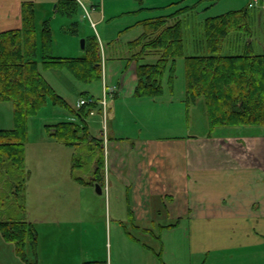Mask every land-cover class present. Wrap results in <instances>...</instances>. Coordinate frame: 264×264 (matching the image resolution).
Wrapping results in <instances>:
<instances>
[{
    "label": "crops",
    "instance_id": "1",
    "mask_svg": "<svg viewBox=\"0 0 264 264\" xmlns=\"http://www.w3.org/2000/svg\"><path fill=\"white\" fill-rule=\"evenodd\" d=\"M83 1L88 2V6ZM241 1L249 5L260 4L262 27L257 36L261 53L257 54H264V0ZM59 2L60 0H0V32L22 27L23 4L33 3L36 23L43 16V24L50 21L47 18L48 10L54 5L57 11ZM179 2L181 1L168 0L167 3H160L155 0L152 4H128L126 7L113 8L112 4H103V0L102 4H99V0H73L69 7L74 11L81 7L94 28L122 17L126 26L122 30L131 29L138 35L144 32L143 21L162 17L150 16L157 14L154 12L156 9ZM254 38L250 41L253 44ZM112 40L113 37L105 34L100 42L111 45L110 54L116 55ZM133 52L129 47L124 54L128 68L122 71L118 83L112 84L110 88L113 100L111 113H115L112 121H123L125 125L130 122L133 125L130 128L133 129L132 132L113 130L107 141L109 157L105 160L103 182L111 189L110 180L113 176L117 188L126 196V209H132L131 218L129 216V219L115 221V261L120 264L126 256L124 250L128 247L138 264L139 260L143 264H153L155 257L166 264L163 254L167 252L168 246L155 232L158 230L163 236V233L180 230L184 232L180 245L186 248L188 246L192 253L231 250L235 252L233 264H244L246 261L241 262V257L247 256L246 251L264 248V129L258 126L221 127L215 129L210 136L205 100L201 102L199 99L196 104L188 106L186 84L184 88L180 84L177 89L175 81L172 87L167 84L160 98H136V63L129 65ZM53 75L58 77L60 83L72 88L74 93L80 94V86L73 84L68 73L53 71ZM104 86V95L108 97V86ZM107 97L104 100L105 111L108 108ZM95 110L101 114L103 108L100 103H97ZM121 112L125 115L122 116ZM136 112L150 126L162 128L163 131L151 136H143L140 129L138 133L134 132L137 126L134 119ZM2 115L0 114V121H5L6 116ZM177 117L182 119L180 126L173 123ZM1 129L12 128L0 125ZM88 129L90 132L89 124ZM58 144L52 143L50 139L45 145L41 144L44 158L42 168H46L47 172L38 174L37 178H33L31 172L27 185L26 217L35 225L38 234L37 264H72L70 258L61 257L71 256L70 252L61 253V245L52 247L56 246L55 231L66 228L75 233L73 227H84L90 222L88 218L91 211L83 213L70 208L71 198L67 197L69 194L65 195L63 201L56 198L59 196L60 181H68L73 186V191L77 189L76 181L70 180L69 176L75 153L71 157V152L68 154L61 150ZM27 147L26 163L29 157ZM68 157H71V166L69 164L67 169ZM60 174L64 177L60 178ZM54 175H57L58 184L54 185L56 188H51L50 181ZM91 178L89 176V180ZM130 231L138 235H128L131 234ZM83 232L86 231H81L79 244L82 257L73 264L97 261L89 258L90 255L86 253ZM1 239L0 264H27L17 255L14 244L6 242L2 237ZM111 241L112 236L108 252L109 264H114ZM178 259L182 260L181 254ZM105 262L108 264L107 259Z\"/></svg>",
    "mask_w": 264,
    "mask_h": 264
},
{
    "label": "trees",
    "instance_id": "2",
    "mask_svg": "<svg viewBox=\"0 0 264 264\" xmlns=\"http://www.w3.org/2000/svg\"><path fill=\"white\" fill-rule=\"evenodd\" d=\"M72 2L60 0L57 11L73 13L74 10L69 7ZM256 9V5L250 4L244 10L207 18L204 23V53L185 57L186 103L191 106L201 98L205 100L210 136L221 127L258 126L264 129V54L254 53L253 43H247L248 38L255 36L253 23L258 24L260 29L262 27V13ZM22 11L23 25L20 29L0 32V103H13L15 122L14 128L0 130V232L6 242L15 245L22 261L37 264L29 262L26 252L28 244L35 252L38 245L36 227L26 217L27 185L31 177L26 163L30 117L38 114L48 100L67 107L80 121L46 126L48 138L86 153L85 156L76 153L72 159V175L78 183H98L102 187L105 171L104 140L91 137L86 121L96 105L77 111L70 107L46 80L40 65L45 71L66 72L85 84L101 81L103 74L99 43L95 37L87 46L85 57H56L52 55L50 21L42 24L38 36L33 3L23 4ZM142 27L144 32L141 37L129 44L134 51L130 64L136 63L134 95L139 99H157L164 94L163 77L168 66V85L172 87L176 60L184 56L183 25L179 14H174L145 20ZM230 38L238 47L242 46V52L222 54ZM149 55L157 56V61L140 63ZM81 96L89 98L88 93ZM92 163L96 165L93 171ZM78 168L87 171L91 180L87 182L75 176L73 173Z\"/></svg>",
    "mask_w": 264,
    "mask_h": 264
},
{
    "label": "rangeland",
    "instance_id": "3",
    "mask_svg": "<svg viewBox=\"0 0 264 264\" xmlns=\"http://www.w3.org/2000/svg\"><path fill=\"white\" fill-rule=\"evenodd\" d=\"M152 1L155 0H103V4H112L113 8H121L126 7L128 4H152ZM160 3L165 2L167 3L168 0H157ZM170 1V0H169ZM181 2L177 3L176 5H168V7L162 9H156L154 11L157 14H151L150 16H171V15H178L183 25L184 30V56L177 58L176 60V67H175V78L173 79L176 82V88L178 89L181 86L183 88L186 84V74H185V57L191 55H197L204 53L202 49L206 48L205 37H204V23L207 18L210 17H217L220 15L227 14L232 11H240L244 10L248 7L249 4H244V1L241 0H180ZM88 6V2L83 1ZM99 4H102V0H99ZM158 5V4H154ZM256 5L258 10L260 8V4H253ZM143 7V6H142ZM145 7V6H144ZM261 10V9H259ZM47 14L49 16L50 26L53 34V48H52V55L56 57H63V58H82L85 57L87 53V46L93 40V37L97 39L99 43V53L102 61V74L103 79L101 81L94 80L91 83H81L73 79L71 80L73 84L76 86H80V94H76L73 92L72 88L65 86L60 83L58 77L53 75L54 70H46L42 68L40 65V71L46 78V80L55 88L56 92L63 96L66 99L68 105L78 110L77 104L82 97L81 94L88 93L89 98H95L97 103L107 97L104 95V84L108 86L107 92L108 97L107 101V111L106 115L105 112H101L98 114V111H94V115H88L86 117V121L90 127V134L91 137L95 139L104 140L103 144V152L105 160L109 157V146L107 145V139L110 137L111 132L114 130H118L119 132L125 133L123 131L132 132L133 125L129 122L125 125L123 121H112V116H115V113H111L113 103H112V92L111 87L112 84H117L118 81L121 79L122 71L125 68H128V61L125 60L124 54L128 50V46L130 42L137 40L141 37V34H136V31L130 29V31L122 30L125 24L124 21L121 19L122 17L118 18L117 20H112L110 23H106L101 26H97V28L92 27L91 22L84 14L82 8L80 7L77 11H74L70 14L62 13L61 11H55L54 5L52 8L48 10ZM44 14V12H42ZM46 18V19H47ZM44 17L42 16L41 19H38L37 23V31L38 36L41 34L42 30V21ZM175 20L171 21L170 23L173 24ZM253 23V21H252ZM258 25V24H257ZM253 23V28L255 30V42L253 44V51L254 53H261L260 52V45L258 34L260 32V26H257ZM122 30L120 33L119 31ZM109 37H113L112 45L115 47V54L112 55L110 52L112 49L105 42H100L101 37L104 35ZM137 35V36H136ZM83 41L85 47L83 48ZM104 41V40H103ZM252 41V38L247 39V43ZM252 43V42H250ZM104 47H108L105 49ZM242 52V46L238 47L235 44V40L230 38L226 43L223 55H232L236 53ZM131 58V56H130ZM129 58V59H130ZM158 57L154 55L146 56L143 61L140 63H155ZM130 64V60H129ZM170 65L167 68L166 73L163 77L164 82V89L166 90L167 84L170 75ZM69 76V74H68ZM106 92V91H105ZM106 96V97H105ZM102 100V101H103ZM204 99H200L203 102ZM205 102V101H204ZM0 114L4 117L6 116L5 121H0V125L3 126H10L13 128L15 126L14 122V105L11 102L0 103ZM122 116L125 114L121 112ZM124 114V115H123ZM119 116V115H118ZM135 121L137 122V126L134 132L138 133L139 129L143 133V136L158 134L162 130V128H154L149 125V123L136 112L134 116ZM176 120L173 122L176 126H180L183 122L180 118H175ZM76 120V121H74ZM77 117L73 115V113L64 106L54 104L51 100H48L46 106H44L38 114L35 116L30 117L28 121V142H27V149H28V169H30L33 174V178H37L38 174L46 173V168H42V162L44 158L42 156V150L40 149L41 144L48 143V135L46 133L45 127L48 125L58 124L64 121H74L79 122ZM11 121V125H10ZM148 123V126L146 124ZM92 128V129H91ZM44 137V138H43ZM164 137V136H161ZM45 139L46 141H43ZM109 140V139H108ZM52 143H57L50 139ZM60 144V143H59ZM58 146L61 150L67 152H71V157L75 153H82L81 155H86L81 149L76 151L74 148L66 147L62 144ZM107 145V149H106ZM69 148V149H68ZM69 150V151H68ZM71 157L67 159V169L68 165L71 166ZM93 162V161H92ZM89 166V165H88ZM87 166V167H88ZM95 164L92 163L91 170L95 168ZM77 177L84 178L87 182L89 181L88 172L82 168H78L73 173ZM91 174V173H90ZM68 172L66 173V176ZM92 175V174H91ZM69 176L73 178L71 167L69 168ZM60 178H63L64 175H59ZM108 177V173H107ZM75 182V180L71 179ZM112 185L111 189L104 184L102 188V194H99L96 190V183L95 185H85L81 183H77V189L73 191V186L68 183V181L61 182L59 184V196L57 195L56 198L63 201L65 199V195L69 194L67 197L71 198L69 202L71 209H78L80 212H87L91 211V216L88 218L90 222L87 223L86 226L81 227L78 226L77 228L73 227L75 233L72 232L71 229H57L55 231V244L57 247L61 245V253H69L71 256H61L70 258L72 261L71 263H76L78 260L81 259L82 253L80 252L81 247L80 244V233L81 231L84 234V244L86 253L89 258L103 261L107 259L109 264V242L110 236H112V245H113V255H114V264L118 262L115 261V244H116V229L115 225L118 219H129L131 218L132 209H126L127 201L126 196L123 191L117 188V182L113 180V176H111ZM106 183V182H105ZM51 188H56V184H58L57 175H54L53 179L51 178L50 181ZM68 189V190H67ZM125 196V197H123ZM66 198V199H68ZM73 200V201H72ZM64 204V203H63ZM131 204V203H130ZM128 221V220H127ZM111 225V229H109ZM126 227L128 223L125 224ZM180 230L174 232H167L163 233L161 236L160 232L156 230L155 234L159 235L163 241H166L168 246L167 252H164L163 259L166 264H233L232 260L234 257L235 252L228 250L224 252L214 251L206 252L202 254H194L191 252V249L187 246L180 245V238L182 234L179 233ZM128 235H135L138 234L135 232H131ZM127 235V234H125ZM140 235V234H139ZM2 234L0 232V240ZM3 238V237H2ZM126 247L125 254L126 256L121 260L120 264H138L133 256L131 250ZM27 258L29 262L37 263V255L38 253L35 252L31 245H27L26 247ZM154 252V250H152ZM159 253V250H156ZM85 253V254H86ZM175 253V254H173ZM155 256V253H153ZM182 256V260L178 259V255ZM247 256L241 257V262L246 261L244 264H264V248L262 249H252L246 251ZM199 255V256H198ZM108 257V258H107ZM24 262V261H23ZM139 264H143L141 260H139ZM153 264H163V261L155 257V263ZM235 264V263H234ZM242 264V263H240Z\"/></svg>",
    "mask_w": 264,
    "mask_h": 264
},
{
    "label": "built area",
    "instance_id": "4",
    "mask_svg": "<svg viewBox=\"0 0 264 264\" xmlns=\"http://www.w3.org/2000/svg\"><path fill=\"white\" fill-rule=\"evenodd\" d=\"M104 107L106 106L105 102L101 103ZM96 105V101L94 98H82L79 100L78 102V107L82 108V107H89V106H95ZM91 115H94V110L91 111Z\"/></svg>",
    "mask_w": 264,
    "mask_h": 264
},
{
    "label": "water",
    "instance_id": "5",
    "mask_svg": "<svg viewBox=\"0 0 264 264\" xmlns=\"http://www.w3.org/2000/svg\"><path fill=\"white\" fill-rule=\"evenodd\" d=\"M85 47V44H84V41H83V48ZM96 190H97V192L99 193V194H102V188H101V186H100V184H97L96 185Z\"/></svg>",
    "mask_w": 264,
    "mask_h": 264
}]
</instances>
